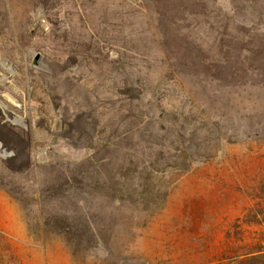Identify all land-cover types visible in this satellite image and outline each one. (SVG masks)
<instances>
[{
    "label": "rangeland",
    "instance_id": "1",
    "mask_svg": "<svg viewBox=\"0 0 264 264\" xmlns=\"http://www.w3.org/2000/svg\"><path fill=\"white\" fill-rule=\"evenodd\" d=\"M0 60V264L264 246V0H0Z\"/></svg>",
    "mask_w": 264,
    "mask_h": 264
},
{
    "label": "trees",
    "instance_id": "2",
    "mask_svg": "<svg viewBox=\"0 0 264 264\" xmlns=\"http://www.w3.org/2000/svg\"><path fill=\"white\" fill-rule=\"evenodd\" d=\"M246 96H247L246 93L241 95L238 94L239 99H245ZM261 196H259L256 201L257 202L256 207H253V209L248 214L249 216H252L254 219L247 220L246 223L250 224L251 222H253L259 225L264 224V197ZM256 208L258 212L256 211ZM85 230L87 235H89V237L93 238V237H97V235L99 236V233L97 232L98 230L95 228V226L93 225L90 219H88V225L86 226ZM66 231L67 230H65V232ZM79 235L83 236V233H80ZM228 264H264V246L258 243L254 249L245 250L243 253L238 254Z\"/></svg>",
    "mask_w": 264,
    "mask_h": 264
},
{
    "label": "bare ground",
    "instance_id": "3",
    "mask_svg": "<svg viewBox=\"0 0 264 264\" xmlns=\"http://www.w3.org/2000/svg\"><path fill=\"white\" fill-rule=\"evenodd\" d=\"M44 59V58H43ZM42 59V60H43ZM40 62V61H39ZM0 64L1 65H3V66H5L7 69H9V70H12V68H11V65L6 61V60H0ZM54 64V63H53ZM48 65V64H47ZM41 67V66H40ZM49 72V71H48ZM67 74V73H66ZM58 75V74H57ZM68 75V74H67ZM4 77H5V79H7V77L4 75ZM79 81V80H78ZM94 94V93H93ZM98 99V98H97ZM69 116V115H68ZM80 124V123H79ZM88 127V126H87ZM87 127H85V129L87 128ZM90 128V127H89ZM91 131V130H90ZM87 133V132H86ZM90 133V132H89ZM88 133V134H89ZM83 135V134H82ZM87 135V134H86Z\"/></svg>",
    "mask_w": 264,
    "mask_h": 264
},
{
    "label": "water",
    "instance_id": "4",
    "mask_svg": "<svg viewBox=\"0 0 264 264\" xmlns=\"http://www.w3.org/2000/svg\"><path fill=\"white\" fill-rule=\"evenodd\" d=\"M40 56L38 55V58H39Z\"/></svg>",
    "mask_w": 264,
    "mask_h": 264
}]
</instances>
